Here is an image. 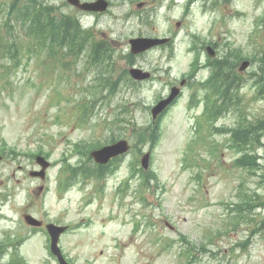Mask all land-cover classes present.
I'll list each match as a JSON object with an SVG mask.
<instances>
[{"label": "rangeland", "instance_id": "obj_1", "mask_svg": "<svg viewBox=\"0 0 264 264\" xmlns=\"http://www.w3.org/2000/svg\"><path fill=\"white\" fill-rule=\"evenodd\" d=\"M12 1L0 0L2 36ZM43 1L54 6L56 17L82 16L97 36L112 38L116 58L100 69L50 42L40 49L13 20L11 40H21L24 49L16 62L7 58V46L0 53L7 67L0 72L11 80L0 77V264H59L45 244L46 232L32 230L25 213L42 220L44 228L47 221L70 226L59 241L69 264H264V130L259 140L249 133L259 122L264 125V82L256 74L264 79L259 63L264 0H110L109 12L100 16L66 0ZM21 7L26 10L25 3ZM145 12L150 23L138 16ZM153 34L174 42L134 58L137 66L157 70L151 80L136 82L125 75L133 65L121 54L129 51V38ZM194 37L197 49L210 43L220 53L217 59L227 56L233 65L235 53L255 59L247 70L231 74L240 77L238 99L214 121L204 116L203 103L192 106L188 86L153 123L156 100L165 97L172 81L186 78ZM199 53L203 62L206 51ZM199 72L196 78L204 79L209 70ZM82 100L87 120L81 116ZM238 120L248 125L247 141H254L248 148L260 157L254 175L235 163L240 141L224 131L237 130ZM155 124L152 145L148 135ZM122 138L131 150L106 166L94 162L92 149L85 152ZM147 151L145 171L140 159ZM37 156L51 162L44 179L29 174L41 170ZM131 175L124 191H116ZM243 189L240 223L226 230L234 222L230 213L225 226L228 206ZM182 235L197 251L196 261L190 262L193 252Z\"/></svg>", "mask_w": 264, "mask_h": 264}, {"label": "trees", "instance_id": "obj_2", "mask_svg": "<svg viewBox=\"0 0 264 264\" xmlns=\"http://www.w3.org/2000/svg\"><path fill=\"white\" fill-rule=\"evenodd\" d=\"M33 6L37 14V19L33 21L32 26L37 29L39 38L43 44L50 42L52 46H59L67 53L75 56L81 54V52L85 50L87 47V44L85 43L88 39V36L83 32L79 23L75 19L67 16L53 17L52 12L43 11L40 7H37V3L33 4ZM15 8L23 14H29L31 12V9L24 12L22 11L21 0L12 1L9 13H12ZM42 47H44V45H42ZM111 47V42L107 40L95 43L90 47V55L92 60L104 65L105 62H108L113 55V52L109 51ZM129 57L130 61H132V57ZM259 62L262 66H264V55L261 56ZM124 73L126 76L128 75V71H124ZM256 74L264 82V79L258 73ZM218 76L219 74L213 75L203 83L204 89L209 91V94H206L205 96V107L208 111V115H210L214 121L230 111L233 108V105H235V102L238 99L237 84L239 83L240 79L238 75L234 74L231 76L229 72H221V77L218 78ZM236 126L237 130L226 129L227 131L235 133L236 137H238V141H240L239 148L242 152L241 157L236 159V163L240 166H243L244 168L248 167L249 171L253 173L258 168H260L261 165L256 160L258 155L248 148L253 145L254 141L252 140V143H250L247 141V137L249 133H251V135L256 136L258 139L259 131L264 130V125L260 122L255 126L251 125L253 127L249 133L244 130V128L248 125L244 124L242 121L238 120ZM149 129H151V133H149L148 137L150 138L152 145L156 144L157 140L155 137V132L157 129ZM144 133L145 129L141 128L139 137L143 138ZM90 149L91 148H85V152ZM104 174L105 172L102 174V176ZM245 201L246 200H244V202ZM245 205H249V202L245 203Z\"/></svg>", "mask_w": 264, "mask_h": 264}, {"label": "water", "instance_id": "obj_3", "mask_svg": "<svg viewBox=\"0 0 264 264\" xmlns=\"http://www.w3.org/2000/svg\"><path fill=\"white\" fill-rule=\"evenodd\" d=\"M69 2H71L74 5L79 6L80 8L83 9H92L94 11H104L108 8V1L107 0H96L94 2H83L81 3L80 0H68ZM146 45H148L147 41L144 40H136L134 41V46L136 47V49H141L144 48ZM250 65V61L246 60L245 62L242 63L241 69H245ZM131 74L134 78L136 79H140L143 77H147L148 74L146 73H141L138 69L132 68L131 70ZM173 94L171 95V97L168 100L159 102L153 109V118L155 119L158 114L166 107V105L171 101V99L177 94L178 90L177 89H173ZM129 146L127 144L126 141H120L119 143L113 144V145H108L105 146L101 149L95 150L91 153V155L96 159V161L100 164H106L109 162V160L112 157H115L119 154H122L124 152H126L128 150ZM149 160H150V154L149 152H147L143 157H142V165L145 169H148L149 167ZM38 162L40 164H42L43 166V170H41V172H34L35 175H41L44 176V170L45 168L48 166V163L42 158V157H38ZM26 220L28 223L30 224H34V225H40L41 222L37 221L36 219H34L32 216H25ZM48 229L51 233V235L54 236L53 238V249L56 252V254H58L60 256V252L59 249L57 247V241H58V237L59 234L64 231L66 228L65 227H59L56 226L54 224H50L48 225ZM61 258V262L62 264H66L64 262V260Z\"/></svg>", "mask_w": 264, "mask_h": 264}]
</instances>
